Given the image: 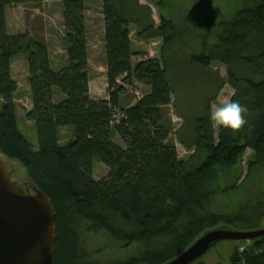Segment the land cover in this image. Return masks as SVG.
Masks as SVG:
<instances>
[{
	"label": "trees",
	"instance_id": "obj_1",
	"mask_svg": "<svg viewBox=\"0 0 264 264\" xmlns=\"http://www.w3.org/2000/svg\"><path fill=\"white\" fill-rule=\"evenodd\" d=\"M40 1L50 0H0V153L20 162L28 180L52 199L57 225L52 264H163L209 228H260L264 0H241L221 18L195 14L182 20L162 12L163 0H147L160 10L159 23L141 0H102L107 98L90 94L87 0H59L67 51L60 69L53 68L43 40L8 31V6ZM133 36L161 40L159 57L134 64L139 53ZM20 55L28 59L32 108L26 117L35 124L38 145L18 127L11 66ZM135 82L149 91L122 107V93ZM226 85L233 89L230 100L248 108V125L238 132L216 130L210 120ZM170 106L182 119L175 135L187 158L169 141ZM63 128L72 132L66 142L60 138ZM247 150L251 157L245 162ZM95 159L109 168L100 179L94 178ZM92 232L113 243V255L107 254L111 245L88 247ZM240 248H234L232 264H264V237Z\"/></svg>",
	"mask_w": 264,
	"mask_h": 264
},
{
	"label": "rangeland",
	"instance_id": "obj_2",
	"mask_svg": "<svg viewBox=\"0 0 264 264\" xmlns=\"http://www.w3.org/2000/svg\"><path fill=\"white\" fill-rule=\"evenodd\" d=\"M162 12L167 16L174 18L186 19L189 16L207 14L214 18L228 16L230 12L241 5V0H163ZM144 4H149L152 7L153 18L156 23L160 22V10L158 7L149 3L147 0H141ZM86 19H87V35H88V50H89V75H90V94L96 98H107V66L104 44V15L102 0H87L86 1ZM63 3L59 0L40 1L33 3H22L10 5L6 8V19L8 31L11 34H21L28 32L36 39L43 40L49 47L52 57L54 69H60L67 63V51L63 41L64 34V17ZM134 49L137 54L133 63L136 64L145 56L159 57L161 40H152L148 42L138 41L132 37ZM12 76L17 81L18 90L15 94V102L18 116V127L22 134L34 145H38V134L33 121L26 117L27 112L32 108L31 88L29 83V68L27 55L16 56L12 60L11 66ZM221 72L226 74L225 67L221 66ZM60 92L58 88L55 89ZM149 91L146 85L135 82L132 86H126V91L121 95V105L125 107L135 102L139 97ZM190 95H194L196 90L191 87L188 90ZM233 89L226 85L220 93L217 101L218 104L224 99H231ZM60 95L57 94L56 99ZM3 99L0 98V110L2 108ZM213 104V105H214ZM167 119H171L174 130L170 134L169 141L174 143L178 149L179 155L183 158L189 156V152L179 142L175 135V130L180 127L182 119L176 114L173 107L170 106L166 110ZM216 130L218 126H215ZM72 136L69 128L61 130V141L66 142ZM116 141L122 143L119 136H116ZM14 168L15 180L21 184L31 185L28 180V173L25 167L16 160H11L3 156ZM251 157V150H247L244 161ZM246 163H244V170ZM109 168L98 159L94 160V178L100 179L106 176ZM264 227V219L261 223ZM95 232L87 234V245L95 251L106 245L113 246L111 241ZM250 244V241H222L216 247H213L199 261L192 264H232L231 255L236 246L243 249L245 245ZM109 255H113L114 246L108 251Z\"/></svg>",
	"mask_w": 264,
	"mask_h": 264
},
{
	"label": "water",
	"instance_id": "obj_3",
	"mask_svg": "<svg viewBox=\"0 0 264 264\" xmlns=\"http://www.w3.org/2000/svg\"><path fill=\"white\" fill-rule=\"evenodd\" d=\"M31 183V182H30ZM52 199L36 185L21 184L0 153V264H52L57 237ZM264 227L241 230L209 228L182 253L163 264H192L222 241H252Z\"/></svg>",
	"mask_w": 264,
	"mask_h": 264
},
{
	"label": "clouds",
	"instance_id": "obj_4",
	"mask_svg": "<svg viewBox=\"0 0 264 264\" xmlns=\"http://www.w3.org/2000/svg\"><path fill=\"white\" fill-rule=\"evenodd\" d=\"M247 113V106L238 100L224 99L212 106L210 120L215 126L238 132L248 125Z\"/></svg>",
	"mask_w": 264,
	"mask_h": 264
},
{
	"label": "crops",
	"instance_id": "obj_5",
	"mask_svg": "<svg viewBox=\"0 0 264 264\" xmlns=\"http://www.w3.org/2000/svg\"><path fill=\"white\" fill-rule=\"evenodd\" d=\"M91 86V85H90ZM137 101V100H136ZM136 101L135 102H132L130 105H133V104H135L136 103Z\"/></svg>",
	"mask_w": 264,
	"mask_h": 264
}]
</instances>
